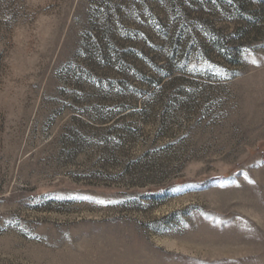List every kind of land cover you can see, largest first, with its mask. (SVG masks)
Here are the masks:
<instances>
[{"label":"rangeland","instance_id":"374dc122","mask_svg":"<svg viewBox=\"0 0 264 264\" xmlns=\"http://www.w3.org/2000/svg\"><path fill=\"white\" fill-rule=\"evenodd\" d=\"M0 264H264V0H0Z\"/></svg>","mask_w":264,"mask_h":264}]
</instances>
